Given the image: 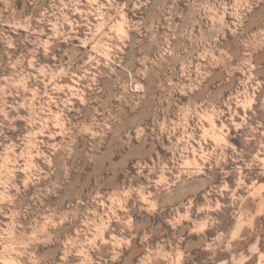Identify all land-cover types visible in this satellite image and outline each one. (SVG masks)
Here are the masks:
<instances>
[{
	"label": "clouds",
	"instance_id": "1",
	"mask_svg": "<svg viewBox=\"0 0 264 264\" xmlns=\"http://www.w3.org/2000/svg\"><path fill=\"white\" fill-rule=\"evenodd\" d=\"M0 264H264V0H0Z\"/></svg>",
	"mask_w": 264,
	"mask_h": 264
}]
</instances>
